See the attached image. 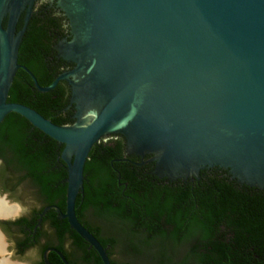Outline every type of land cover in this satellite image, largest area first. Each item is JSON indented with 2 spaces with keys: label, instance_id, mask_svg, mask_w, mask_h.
<instances>
[{
  "label": "water",
  "instance_id": "water-1",
  "mask_svg": "<svg viewBox=\"0 0 264 264\" xmlns=\"http://www.w3.org/2000/svg\"><path fill=\"white\" fill-rule=\"evenodd\" d=\"M33 2L0 0V124L14 112L64 145L65 210L48 205L39 222L55 209L111 264L75 213L89 151L110 135L124 137L125 154L150 155L160 178L219 170L264 188V0H52L47 8L64 12L71 33H54L55 48L75 66L47 86L18 63ZM19 68L40 92L69 83L70 104L61 111L76 108L72 124L7 101ZM17 209L0 198V218ZM49 251L68 264L54 247L43 253L46 264Z\"/></svg>",
  "mask_w": 264,
  "mask_h": 264
},
{
  "label": "trees",
  "instance_id": "trees-1",
  "mask_svg": "<svg viewBox=\"0 0 264 264\" xmlns=\"http://www.w3.org/2000/svg\"><path fill=\"white\" fill-rule=\"evenodd\" d=\"M60 27L58 18L34 15L19 46L18 63L41 86L60 72L47 60L54 38L49 31ZM7 101L25 104L56 124L73 123L72 110L61 111L68 103L64 80L40 92L19 68ZM63 147L17 113L7 114L0 124V190L29 210L14 221L24 234L44 207L65 210ZM152 170L153 163L125 155L121 135L101 139L89 151L75 213L108 252L118 254L111 264H264V188L240 184L219 170L185 180L160 178ZM42 220L50 233L40 252L54 244L64 250L67 239L75 250H94L55 209Z\"/></svg>",
  "mask_w": 264,
  "mask_h": 264
},
{
  "label": "flooded vegetation",
  "instance_id": "flooded-vegetation-1",
  "mask_svg": "<svg viewBox=\"0 0 264 264\" xmlns=\"http://www.w3.org/2000/svg\"><path fill=\"white\" fill-rule=\"evenodd\" d=\"M51 1L52 0H34L31 11L32 14L30 15L29 20L34 15L38 17H43L44 14H48L53 16L54 18L59 19L61 23V27H60L61 30L57 29L58 31L56 32V29L53 28L52 30L49 31L54 35V38L52 39L53 42L51 44L53 51L50 56H47L48 58L47 60H50L57 65L58 69H60L59 72L60 74L62 72L72 69L75 66V63L58 56L59 51L56 50L55 45L59 43V38L55 34L59 36L68 37L70 36L71 33H70V27L68 25V19L64 14V12L58 7L47 8L51 4ZM64 82L68 88V103L62 110H64L70 104V98H71V87L66 80H64ZM67 110H72L71 115L76 112L75 107ZM72 119L74 122L73 117ZM118 135L119 134L110 135L109 137L102 139L104 141H107L112 139L114 136H118ZM124 145H125V139H124ZM125 155H132V154H125ZM135 156L139 157L142 163H153L148 161L150 155H145L143 157L138 155ZM22 208L23 209L21 210L17 209L16 214L13 217L0 218V235L2 236V238H5L6 240L5 242L2 239L3 240L2 249L10 248L11 250H13L12 253L6 252L4 255H3V251L0 250V264H46L44 261L43 253L47 248L50 247H54L58 249L64 256L68 264H103L99 254L95 250H88V251L75 250L73 249V245L70 239L64 241V250H60L54 244V245H48L42 252H40V249L48 242L47 235L50 233V227L49 225L46 224V222H43V220H41L40 222L39 220H37L33 229L30 230L29 228H27L28 233L24 234L20 229V227L14 224V221L16 219L23 216H28L29 210L26 207H22ZM36 227L40 228L39 233L37 235H35ZM7 243L9 245H7ZM0 246H1V242H0ZM88 248L91 249L93 247H90L88 245ZM107 256L109 258L110 263L112 260L117 259L119 257L117 253H111L108 251H107ZM47 257L49 262L52 264H65L62 258L54 251H49Z\"/></svg>",
  "mask_w": 264,
  "mask_h": 264
},
{
  "label": "rangeland",
  "instance_id": "rangeland-1",
  "mask_svg": "<svg viewBox=\"0 0 264 264\" xmlns=\"http://www.w3.org/2000/svg\"><path fill=\"white\" fill-rule=\"evenodd\" d=\"M0 198H4V200L6 202L8 201L9 204H15L17 206L18 210L23 209L22 208L23 206L19 202L13 200L12 198L9 197V194L8 193L6 194V192H2L1 190H0ZM3 240L6 242L5 238H3ZM7 245H9V244L7 243ZM2 251H3V255L6 252H9V253H12L13 252V250H11L10 248H8V249L7 248H4Z\"/></svg>",
  "mask_w": 264,
  "mask_h": 264
},
{
  "label": "bare ground",
  "instance_id": "bare-ground-1",
  "mask_svg": "<svg viewBox=\"0 0 264 264\" xmlns=\"http://www.w3.org/2000/svg\"><path fill=\"white\" fill-rule=\"evenodd\" d=\"M7 209H8V208H7ZM7 209H6V210H5V209H2V212H3V211H6V212H7V211H10V210H7Z\"/></svg>",
  "mask_w": 264,
  "mask_h": 264
}]
</instances>
